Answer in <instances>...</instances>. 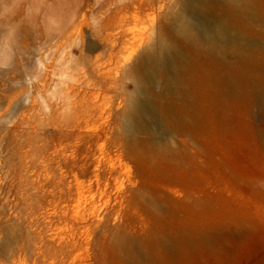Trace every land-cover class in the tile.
<instances>
[{"label": "rangeland", "instance_id": "rangeland-1", "mask_svg": "<svg viewBox=\"0 0 264 264\" xmlns=\"http://www.w3.org/2000/svg\"><path fill=\"white\" fill-rule=\"evenodd\" d=\"M180 4L0 0V264H264V22L242 18L225 55H204L219 91L197 118L125 128L126 59Z\"/></svg>", "mask_w": 264, "mask_h": 264}, {"label": "bare ground", "instance_id": "bare-ground-1", "mask_svg": "<svg viewBox=\"0 0 264 264\" xmlns=\"http://www.w3.org/2000/svg\"><path fill=\"white\" fill-rule=\"evenodd\" d=\"M222 4L228 6L229 17L218 13ZM179 10L171 25L145 42L142 51L132 48L126 59L137 53L131 67L136 93L129 98L124 114L125 128L131 133L185 127L187 113L197 118L206 106H211L219 91L215 74L205 68L204 55H225L229 47L224 43L240 37L232 32V27H240L242 18L251 16L264 22V0H181ZM238 50L243 58L249 54L246 47ZM157 79L166 83L171 94L182 96L184 107L172 100H160L152 84ZM244 86L245 82L238 85L227 80L222 92L230 98H242L246 95ZM254 96L264 104V86Z\"/></svg>", "mask_w": 264, "mask_h": 264}]
</instances>
